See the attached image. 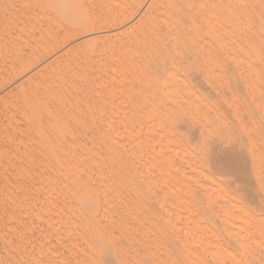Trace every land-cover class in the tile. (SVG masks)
Returning <instances> with one entry per match:
<instances>
[{
  "label": "bare ground",
  "instance_id": "obj_1",
  "mask_svg": "<svg viewBox=\"0 0 264 264\" xmlns=\"http://www.w3.org/2000/svg\"><path fill=\"white\" fill-rule=\"evenodd\" d=\"M14 1L15 0H13V2ZM25 1L26 0H24L23 2H25ZM36 1H35L36 3L31 2V0L29 1V3H27V2L23 3V2L19 1L20 4L22 3L23 6H25L24 4H26V6L25 7H22V6L18 7L20 4L19 3L17 4V2H16V4L18 6L15 3H14L15 5H14L11 3L12 0H8L7 1L8 3L5 0H0V73H4V76H5L4 78H1L2 80H0V81L2 82L4 79V80H8L7 83L8 82L13 83V81L16 82V80L18 78H20V76H22L24 73H26L28 71H32L33 69L36 68L34 70V74L32 75L31 78H35V79L41 81L40 83L42 84V89L44 91V94L46 95L45 98L47 101V105L46 104L45 105L49 107L48 111H49V114L51 116L50 118L52 119V121L51 120L50 121H51V123L55 122V124H58V125H56V126H58V129H59L58 133L64 132V125L61 123L65 122L66 120H69L67 118L73 116L74 108L76 109L79 107V106L74 107L73 111H72L71 107L74 106V104L73 105H70L71 103L68 104V100L70 98H73V100H74V98L77 99V104L79 103V101H78L79 97L81 98L82 101H85V102L87 100L89 101V97L91 95V94L89 95V92H90L89 90H91V88H89V87H92V89H93V85H94L91 83L96 82L98 85L95 83L94 87L97 90L103 89V90L107 91L108 92L107 94H109V92L116 85V82L114 83L115 85L113 83L110 86L105 85V84L103 85V82L95 79L98 76L97 77L95 76L94 69L90 70L91 69L90 66H92L93 64L89 66L90 69L88 67H86V60H87V62H89V58L86 59L85 62H83L84 60L82 58V60H83L82 62L85 63L83 65L81 64L82 62H78L80 60V57H79L80 53L76 56V55H73L74 54L73 52L76 49L78 50V48H82L83 47L82 44H77V45L73 44V46H70V47L68 46L67 48H64V46L67 43H69V41H71V39H72L71 35H74V34H71V32L73 30L66 28V26L64 29H62V27H63L62 25H61L62 26L61 28H58L59 23H60V18L67 19L68 21H70V24L77 25L79 28H83V29L90 28V27H97V28H100L102 30L104 28H109V27H115L116 28V29H113V31H108L106 33L103 32L100 35L98 34L99 36L97 35L98 38L100 37L99 39H101L102 41L107 40V37H110L111 35L114 36V38H116V39L117 38L121 39L119 42H116L114 39L115 42H113L111 44H107V41H105V43L103 42L102 43L103 45H101V46L103 48H105L104 49V50H106L105 52H104L103 48L98 44V46H100L102 48L105 55L109 54L110 55L109 57L112 56L111 61H109V60L106 61L104 58H103L104 60L101 61V58L99 57V59L102 63L95 65V66L99 65V66H97V69H98V67H100L99 70L101 72H103L104 74H105V72H108L111 70H113L111 72L114 73L115 72L114 64L117 63L116 61H121L123 59H126L125 56H127V55L125 53L129 54L128 52L132 51V49H136V53H137V50H139L138 52H140L142 54L145 52L147 53L151 49H154L155 52H157L159 54L168 53V51L170 50L172 53H174L177 56L180 54L186 53L187 51L190 52L189 50H192L193 52H196V53H198V52L204 53L205 51L210 50V51L215 52L214 55L212 54L214 56L212 58H214L216 60L215 56H216V53H218V52H223V51H227V50H231V52H232V50H233L232 53H234L237 50L245 48L244 44L242 45L241 42L239 41V37H240V40H242L241 38H243V37H241V36L238 37L237 26H238L239 22L237 21L238 23H236V25H235L231 21L223 22V20H225V19L220 18L221 20H219V19L215 18V17H217L216 12L218 11V10L216 11V9H220V11H221L223 8L222 7L223 5L222 4L221 5L216 4L214 2V0H152V1H150L149 6H147L148 7L147 10L132 25L129 24V22L133 20L135 15L141 11L143 6H145L144 4L149 0H36ZM33 3H35V5H33ZM259 5H261V4H259ZM263 5H264V3H263ZM227 7L229 8V6H227ZM260 7L257 9H261V11H262L264 9L263 8L264 6L262 7L263 9ZM231 9L229 8V10H231ZM253 9H251V11ZM229 10H227V11H229ZM232 10H234V9H232ZM239 10L242 11L241 9H239ZM254 11H257V10L254 9ZM252 13H254V12H252ZM262 13L263 12H261L260 16L264 15ZM240 16L238 15V17H240ZM242 16H243V14H242ZM229 17L231 18V15ZM242 18H244V17H242ZM256 18L257 17H255V19ZM246 19H247V17H246ZM258 19L259 18H257V20ZM263 20H262V22L259 21L260 25L263 24V22H264ZM232 21H234V20H232ZM251 21H253V20H251ZM248 23L250 24L251 22H248ZM117 26L118 27L120 26V27L117 28ZM243 26H244V23H243ZM259 26H257V28ZM249 27L251 28L252 31L254 30L252 28L253 26L251 27V25H249ZM249 27H247L248 29L247 28H245V29L249 30ZM263 28H264V25H262V29ZM110 30H112V29H110ZM75 32H77V30L76 31L74 30L73 33H75ZM243 32H246V31H243ZM248 32H246V33H248ZM79 33H80V31H79ZM94 34H96V33H94ZM244 39H245V37H244ZM246 39H249V37ZM250 39H252V38H250ZM109 41L111 42V40L108 38V42ZM253 41L255 42L254 39L252 40V42ZM262 41H264V39L261 40V42ZM208 43H210V44H208ZM247 43H249V41H247ZM247 43L245 42V44H247ZM250 46L254 47L253 45H250ZM62 47H63V49H61ZM246 47H248V46L246 45ZM259 48L261 50L262 46L261 47L259 46ZM262 49H264V48H262ZM234 50H236V51H234ZM244 51H247V50H244ZM150 52H153V51H150ZM231 52H229L228 54H230ZM247 52H245V53L250 55V52L249 51H247ZM259 52H261V51H259ZM259 52L255 51L254 54L255 55L257 54L256 58L262 60L263 55L260 54ZM97 53H99V52H97ZM102 53L100 52L98 55H100ZM262 53L264 54V51H262ZM81 54L83 55V51ZM142 54L140 56H142V58H143L144 54L143 55ZM156 54H154V55H156ZM223 54H225V52H223ZM82 55H81V57H83ZM131 55L134 56V54H129V56H131ZM199 55L200 54L198 53L197 56H199ZM208 55L211 57V54H208ZM138 56H139V54H138ZM161 56L162 55H160V57ZM168 56H170V55L168 54ZM190 56H192V55H190ZM201 56L203 57V54L200 55V58H202ZM218 56H220V55H218ZM227 56H229V55H227ZM227 56H226V58H227ZM106 57H108V56H106ZM210 57L207 59L208 61H210L209 60V59H211ZM231 57H233V56L231 55ZM235 57H237V55H235ZM240 57L238 59H240ZM145 58H143V59H145ZM187 58H189V55ZM191 58H190V60H191ZM197 58H199V57H197ZM203 58H205V57H203ZM251 58H253V56ZM96 59H97V56H96ZM99 59H97V60H99ZM129 59H130V57H129ZM133 59H135V57L132 58V61L137 62V60L134 61ZM205 59L204 60L202 59L201 62L202 61L205 63L207 62L209 65V62L205 61ZM218 59H217V61H218ZM227 59L229 60V58H227ZM146 60H148V57ZM233 60H234V58H233ZM233 60H231V61H233ZM237 60L235 59V61H237ZM159 61H160V59H159ZM159 61H158V63H159ZM188 61H189V59H188ZM217 61H215V62H217ZM219 61L221 63L222 60L219 59ZM240 61H241V59H240ZM93 62H95V61H93ZM211 62H210V65L212 64ZM238 62H239V60H238ZM241 62H243V61H241ZM248 62L246 60V64ZM263 62H261V63H263ZM125 63H126V61H125ZM152 63L153 62H151V64ZM164 63L166 64V62H160V66H162L163 68L165 67ZM179 63H180V61L178 60L177 65H179ZM239 63L236 62L235 64L239 65ZM249 63L252 65L254 62L251 61ZM249 63L247 65H249ZM134 64H136V63H134ZM180 64L182 65V63H180ZM189 64H187V65H189ZM214 64H216V63H214V60H213L212 67ZM246 64H244V66ZM87 65H88V63H87ZM127 65L126 66L124 65V67L128 68ZM141 65H143V64H141ZM216 65H214V66L217 67ZM241 65H239V66L242 69H245L243 64H241ZM247 65L245 67H247ZM83 66L85 67V71L83 69ZM130 66H133V64H131ZM139 66H140V64L138 65V67ZM152 66H153V64H152ZM166 66H168V65H166ZM206 66H205V68H206ZM221 66H222V64H221ZM253 66H254V64L251 67L252 69H253ZM93 67H94V65H93ZM119 67H120V64H119ZM133 67H135V66H133ZM142 67L144 68L145 65ZM86 68L89 69L90 71L89 70L86 71ZM150 68H151V66H150ZM230 68H231V66H230ZM121 69H122V67L119 68V70H121ZM200 69H202V68H200ZM212 69H209V70L211 71ZM223 69H224V66H223ZM141 70H143V69H141ZM179 70H177V71H179ZM213 70H212V72H213ZM92 71H93V73H92ZM167 71H169V69ZM183 71H185V70H182V68H181V70L179 72H182L183 74H185ZM173 72H170L171 76H169V77H168L169 74L168 75L166 74L167 75L166 77H168V79L157 80V81L155 80L156 81V83H155L156 88L151 84L153 86L152 88L156 89V91H155V89H154V91L160 92L161 94L158 93V95H157L158 100L155 98L157 100V104H156V102H155V104L159 105V106H156L154 103H151V101H149V104L151 103L152 105L154 104L156 106V107L153 106V107H155V109L158 107L155 110L156 111L155 112L153 110L154 108L151 106V108H153V109L150 112L151 113L155 112L154 114L156 115L155 116L156 117V123H157L159 131L161 132V135H162V139L161 138L160 139H161V141L163 140V142H164V144H163L164 150L160 147L159 148L160 150L157 151L158 155H160L161 162L163 161L162 162L163 164H165L169 168H171L170 170H172V171L175 170V172H179V173L181 172L182 176L179 175L180 179H178V180L179 181L182 180V183L187 182L188 185L185 188H188V190H187L189 192L188 194H191L193 196H197V198H195V201L193 204H192V201L190 202V205H192L191 210L189 208V204H187L189 201H186L184 198H181V199L185 200V202L182 200L184 202L183 204L185 205V203H186V205H188L186 207L189 208V211H187L188 208L182 206L183 204H181V202L178 203V201L181 200V199H178V197L181 196L180 194H182L179 190L184 191V189H181V187L182 188H184V187L183 186H177V184H175V182H173L176 185L175 186L176 188L179 187V188H177V191L180 192L179 194L177 193L179 196H177L176 191H172V189H171L173 187L171 185L172 180L177 178V177H175V175H176L175 174L174 175L175 178L173 179L172 176H170L172 178V180H171V182L168 181V182H170L169 184L172 187L170 189L168 188L166 190H168V191L170 190L169 192L170 193L172 192L173 193V194L171 193L172 195H174V193H175V195H176L175 199L176 198L177 199L176 200L174 199V200H175L176 204L178 203L177 205H181V206H177V205H176V207H175V205L174 206L173 205L168 206L169 209L170 208H172V209H170L169 211L167 210L168 212H167L165 217L163 215V218H165V220L161 218L162 215H159V211H160L159 208L160 207L159 208L156 207L157 209H155L156 212H158V214L152 213L153 210H151L152 212L149 211L151 213H145V209L142 207V205L146 203V202L143 203L144 202L143 200L146 201L147 199H143V198H145L147 195H145L144 191H146L147 189L148 190L151 189L149 191H152L153 193H155V192L158 193L156 189H154V191L156 190L154 192L152 190V188L153 187L155 188V186H157L158 184H160L158 186H162V187H163V185H161V183H158L157 180H159V179H156L157 183H154L153 185H155V184L156 185L152 186V188L149 186L150 184L149 185L146 184L147 182H145L144 179L143 180L141 179V180L143 181V184L145 183L147 186H149L148 188L146 186H144L145 184L143 185V184H140L141 182L140 183L138 182V185H137V183L134 181L136 184H134L133 187H136L135 185H137V188H138L139 185H143L141 187L147 188V189L145 188L146 190L142 189L143 193H141V189H140L141 187L139 186V189H140V191H139L140 193H139L137 188L132 187L131 181L129 180V176H128L129 173L128 172H130V174H131V170H129V168L124 170V168H123V170L126 172L122 171L119 173V171H120L119 168L121 169L124 166L123 165V163L125 162L124 160H127V158H128V157L126 158V156H124L126 158V159H124V157H123V155H125L124 151H126V149L124 150V147H125V144L128 142L125 141L124 145L122 144L124 142V137H122V135H124V133L126 132L125 131L126 129L127 130L129 129L128 127L127 128L122 127L125 124V123L123 124V122L125 120L123 122H121V120H119V121L113 120V122L116 121L117 124H119L118 122H120L121 123V124H119L120 126L123 124L120 127V128H123L121 133L120 132H114L113 130H111L112 128H110L111 127L110 126L109 127L110 131L106 129L108 132L105 131L106 134H104L105 132H103L104 135H101V136L96 135L97 137L92 138L91 141L85 140V138H84L86 145L83 146L80 144H76V146H74L75 145L74 144L73 145L74 148H72V147L70 148L69 146L72 144L71 143L69 146L67 145L68 146L67 148L65 146V149L63 147L60 148L62 150L64 149V151L62 153H58L56 151L57 154L55 156L53 153H54V148L56 147L55 143L57 145V141H58V140H56V138H58V137L55 138L56 135L53 134L54 136H52V138L49 139L50 144H52V146H51L52 152H49V151H48V153L46 152V154H47V156H45L46 157V164H44V167H43L45 170V172L43 171L44 176H46L47 181L45 180L44 177L43 178L47 182V186L46 185L44 186V184H46V183H44V184L42 183L41 185H43L44 187H47V189H45V190L42 189V193H44L43 195H45V192H43V190L47 191L46 195L48 196V198L46 197L44 199L49 200V203H47L45 200V202L50 206L47 209L50 212V213L48 212V214H51L52 216L54 215L55 218L57 216L56 220L52 217V219H54V222L55 221L56 222L54 225H51V227L49 225L46 228L42 226L43 228L42 227H36V228L35 227H29V228L24 227V229L23 228L21 229V227H20L19 229L17 228V230L12 229L13 230V233L11 231L12 236H10V238L7 242H6V240L2 241V239H1L2 242L0 243V264H84L83 263L84 261H87L90 264L93 261V259H91L92 256H90V255H93V254H97L99 257L104 259L105 263L109 262L110 264H112V263L116 264L113 262L112 258L117 257V256H118V258L121 259V260L119 259L120 262L117 264H136V262H139V264H164L165 260H166L165 264H180V261L184 260V259H186V260H184L183 264H190L189 262H192L194 264H208L206 262L205 258L201 255L200 251H202L204 253H209L210 255H212L213 259L216 260L217 262H219L220 264H221V262L222 263L224 262L226 264L227 263L228 264H248V262H249V264H261L263 262L262 260H264V219L256 218L252 213H250L249 211L244 209V207H242L238 203H236V201L233 200L232 195L229 192H227L218 181L215 180V178L213 177V175L211 173H209L208 169H211V168H208L207 164L206 165L201 164L202 163V161H201L202 157L201 156H203V155L205 156V152H206L205 149L202 148L203 151H200L198 153L195 151L196 148L198 149V147H199V146L197 147V144H195L196 148H195V150H193L189 146H184L181 144L179 146L177 143V141H178L177 139L179 138L178 136L180 135L178 130H180L181 128L182 129L184 128L182 126L184 125L185 122H189L190 124H192V121H191L193 119L192 114H194V113H192V110L194 112L193 107L196 106V101H197L196 97H200V96H197V95L194 96V93H196V92H193V90L191 89L192 87L189 86L190 84L185 83V81H183V78H181L180 81L177 80L176 79L177 76L174 75L177 73L176 72L173 73ZM204 72H206V71H204ZM214 72H215V70H214ZM217 72L218 71L216 70V73ZM225 72H227V71H225ZM162 73H163V76H165L164 74L167 72L162 71ZM182 73H181V75L183 76ZM194 73H195V71H194ZM98 74H96V75H98ZM158 74H160V73H158ZM195 74H191V75H194L193 77L195 78L196 77ZM2 75L3 74H1V76ZM106 75L110 78V75L108 73ZM114 75H116V74L114 73ZM210 75H211V73H210ZM219 75H221V74L219 73ZM92 76H94V77H92ZM105 76H103L104 79L106 78V80L108 81V78ZM154 76H156V75H154ZM184 76L189 77V75H184ZM211 76H213V74ZM114 77L115 76H113V78ZM161 77H156V79L161 78ZM114 79H113V81H114ZM116 79H115V81L118 80V79L117 80ZM148 79H150V78H148ZM148 79L146 77L145 80H148ZM153 79H154V77H153ZM162 79H164V78H162ZM113 81H110V82L108 81V82L111 83ZM152 81H154V80H152V78H151V83H152ZM144 82L146 83V81H144ZM201 82L202 81L199 82L200 86L199 85L197 86L198 89H200L201 86H203ZM5 83H6V81H5ZM109 83H107V84H109ZM147 83L150 84V82H147ZM21 85H22V83L18 84V81H17V83H13L12 87L10 86L11 88H9V93L10 94L13 93L15 88H17L19 86L22 87ZM218 85L221 86L220 82ZM218 85H217V87H219ZM229 85H230V83H229ZM4 86H6V85H4ZM204 86H206V85H204ZM222 86H221V88L223 89ZM88 88H89V90H88ZM95 88L93 90L97 91ZM143 89H144V87H143ZM148 90L147 91L149 93H147V94H149V95H150V93L152 94V92H150L151 88ZM213 90L215 91V89H213ZM102 91H101V93H103ZM191 91L193 93H191ZM194 91H196V90H194ZM197 91H199V90H197ZM203 91H208V89L207 90L203 89ZM255 91L256 90H254L253 92H255ZM5 93H8V92H5ZM167 93H169L168 96H166ZM170 93H173L174 96H172V94H170ZM190 93L193 95L191 96ZM197 93H199V92H197ZM200 93L204 94V95H208V93L205 94L206 92L205 93L200 92ZM255 93H257V92H255ZM224 94H225V92H224ZM224 94H223L222 98L224 97ZM257 94L258 95L254 94V97H253L255 99V97L257 96V100L255 99L256 103H258V102L261 103V101H264L263 99L261 101L259 100L261 98V96H260V98H258L259 97V91ZM6 95H8V94H5V96ZM193 96L195 99L193 98ZM213 96L214 95H212V97ZM215 96H216V94H215ZM41 97H43V95ZM68 97H69V99H68ZM91 97L93 98L95 96H91ZM227 97H228V95H227ZM213 98H215V97H213ZM229 98H230V96H229ZM155 99L152 98V101H154ZM208 99H209V97H208ZM216 99H219V98L217 97V98H215V100ZM106 100L108 101V99H106ZM137 100L138 99H136V101ZM213 100L214 99L211 98L210 102L211 101L213 102ZM238 100L240 101V99H238ZM238 100H236V101L238 102ZM74 101L76 102V100H74ZM141 101H140V103H141ZM199 101H200V99H199ZM85 102H82V103H85ZM93 102H95V98H94ZM218 102H219V100H218ZM43 103H45V102H43ZM89 104H91V103H89ZM110 104H113V106H114V102L112 103V101H110ZM146 104H147V102H146ZM146 104L143 103V105H146ZM249 104H251V102H249L248 105ZM78 105H80V104H78ZM101 105L103 106V104H101ZM106 105H105V107H106ZM197 105L199 106V104H197ZM212 105L213 106L215 105L217 107L218 104L212 103ZM228 105H229V103H228ZM257 105H259V104H257ZM261 105H262V103H261ZM20 106H21V104H20ZM75 106H76V104H75ZM88 106L89 105L87 104V106H85V107L87 108ZM98 106H99V104H98ZM113 106L112 107L109 106V107L113 108ZM207 106H209V105H207ZM225 106H227V105H225ZM252 106H253V104H252ZM80 107H81V105H80ZM103 107H102V110L104 109L103 111L100 108L99 109L103 113L106 114V112H107L106 109H108V108L105 109ZM115 107L116 106H114V109H116ZM138 107H140V106L137 105V107L135 106L134 108H137V111H140V112L134 114L133 116L130 115V116L134 117L135 120H137V121H135L136 125H137L136 122L140 121V120L138 121V119H140V117L144 118V116H145V118H146L147 116H149L151 114L150 113L149 115H147L146 112H144L145 110L142 108L145 106H143L142 108H138ZM147 107L148 106H146L145 108H147ZM201 107H203V106H199V108H201ZM209 107H208L209 109L205 108V110H208V112L209 111L215 112V111H211L212 110L211 106H209ZM223 107H222V110L224 109ZM263 107H264V105H263ZM90 108H93V107L90 106ZM151 108L149 110H151ZM256 108H257V106H256ZM93 109H95V107ZM117 109H116V111H117ZM203 109H204V107H203ZM233 109H234V107H232V111H233ZM238 109H239V111H238ZM82 110H84V109H82ZM120 110L121 109H119L118 112L120 113L121 111H123V113L121 112L122 113L121 115H123L124 109H122L121 111ZM257 110H260V109L257 108ZM76 111L78 113V110H76ZM94 111L95 110H93L92 112H94ZM108 111L114 112L115 110L112 109V110H108ZM236 111H237V113L238 112L240 114L242 113L241 108H239V107L236 110H234L233 113L236 114ZM86 112H87V110H86ZM86 112H84V115H86L85 114ZM113 112H111L110 115L115 116L116 114H118V113L115 114ZM200 112H201V110H200ZM97 113L98 112H96V115H98ZM100 113H99V115H100ZM148 113H149V111H148ZM204 113H206V112L204 111ZM82 114H81V117H84V115H82ZM90 114H92L91 111H90ZM105 114H104V117H105ZM75 115H77V114H75ZM102 115H100V117ZM215 115L216 114H213V116H215ZM231 115H233V114H231ZM125 116H126V114H125ZM125 116L122 117L119 115L118 118L116 116L115 117L117 119H119V118L124 119ZM234 116H231V117H234ZM238 116H239V114H238ZM45 117H46V115H45ZM93 117H95V116H93ZM115 117H113V119ZM217 117H219V116H217ZM243 117L244 116H242V118ZM46 118L49 120L48 117H46ZM106 118H107V116H106ZM202 118H207V115L204 114V116ZM211 118H213V117H211ZM74 119L76 120V117ZM86 119H85V121L89 120V119H87V120ZM99 119H101V118H99ZM150 119H152L151 116H150ZM48 120H47V122H50ZM108 120H109V117H108ZM131 120L132 119H130V121ZM201 120H203L202 122H205L204 121L205 119H201ZM216 120H217V118L215 117V121ZM221 120L223 121L222 123L224 124L225 120H223V119H221ZM237 120H239V119H237ZM248 120H250V119H248ZM5 121H6V119H5ZM7 121H8V119H7ZM70 121L72 123H74L73 122L74 120H70ZM76 121H79V120L77 119ZM142 121L146 123V122H148V119L146 121H144V120H142ZM152 121H153V119H152ZM154 121H155V119H154ZM212 121L215 122L214 119H212ZM231 121H234V120L231 119ZM242 121H244V119ZM252 121L254 122V119ZM106 122H104V123H106ZM113 122H112V127H114L113 125L115 124V123L113 124ZM149 122H150V120H149ZM213 122H211V123H213ZM7 123L10 124V121H8ZM77 123H78V126H77ZM77 123H76V127H79V125L80 126L82 125L81 123L79 124V122H77ZM139 123H138V125L142 128L144 123H142V122L140 124ZM11 124H12V122H11ZM96 124H97V122H96ZM131 124H132V122H131ZM154 124H155V122H154ZM202 124H204V123H202ZM221 124H219V125H221ZM226 124H227V122H226ZM242 124H244V123H242ZM3 125H6V124H3ZM73 125H71V127ZM93 125H94V123H93ZM138 125L136 128H138ZM217 125H218V123H217ZM255 125L257 127V124H255ZM97 126L98 125H96V128H97ZM124 126H126V125H124ZM148 126L146 127L147 129H148ZM52 127H53V125H52ZM73 127H75V125ZM179 127H180V129H178ZM213 127H214V125H213ZM220 127H222V126H220ZM225 127H223L222 129L225 130L226 129ZM104 128H105V126H104ZM115 128L119 129L118 125H116ZM146 128H145V130H146ZM215 128L216 127H214V129H212V128L209 129L208 126H206L204 124L202 129L205 131L202 130V133L204 132L203 135L204 136L206 135L208 137V140H210L209 139L210 137H213L214 139L215 138L218 139V137H215L216 135H214V133L216 131ZM229 128H231V125ZM232 128H231V132H232ZM245 128L246 127H244V129ZM249 128H251V127L249 126ZM2 129H4V128H2ZM83 129L85 130V128H83ZM88 129L90 130L89 126H88ZM88 129L86 127V130H88ZM98 129H100V130H97V131H100V132L102 130H104L101 128H98ZM200 129H201L200 127H198V128H195L193 126H192V128L189 127V130H190L192 136H194V137L200 136V132H201ZM251 129H254V128H251ZM47 130L52 132L48 128H47ZM76 130L77 131H74L75 133L78 132L80 129L76 128ZM89 130H88V132H89ZM131 130H133V128ZM143 130H144V128H143ZM246 130H247V128H246ZM255 130H256V128L254 129V131ZM5 131H7V130H5ZM80 131H82V130H80ZM116 131H118V130H116ZM149 131H150V127H149L148 131L145 132L146 133L145 136H147L148 139L153 137V135L151 136L152 131L151 132H149ZM181 131H185V130L183 129ZM186 131H187V128H186ZM45 132H46V130H45ZM85 132L87 133V131H85ZM91 132L94 134L92 129H91ZM133 132H135V131L133 130ZM158 132H157V134H159ZM219 132H220V134H222L221 132H223V131L219 130ZM231 132L229 134L232 135ZM246 132H245V134H246ZM75 133H74V135H75ZM90 133H87L88 137H89ZM96 133L98 134L99 132H96ZM181 133H183V132H181ZM256 133L258 134L257 130H256ZM256 133L255 134L253 133V134L255 136H257ZM50 134L52 135V133H50ZM76 134H78V133H76ZM149 134L151 137H149ZM226 134L228 135V132ZM79 135H78V138L80 139ZM83 135H86V134L83 133ZM83 135L81 136L82 138H83ZM130 135H131V139H130L129 145L131 147H129V146L128 147L131 148L132 153L129 150L130 155H133V157L131 156V158L136 159L134 161H137L139 163L140 162L139 160L143 159V157H146L149 160V157H151V156H149V154H150L149 150L150 149L152 150V148L154 146H155L153 149L154 151H152L153 153L151 152V154H154V153H155L154 155L157 154L155 151L158 147H156V146L159 143L161 144L162 142H159L158 144H156L155 142H150V143L156 144V145L155 144L150 145L146 142V139L144 138L145 136H143L142 133L135 132V133H132ZM227 135H226V137H227ZM70 136H72V135H70ZM87 136H85V137H87ZM180 136H182V135H180ZM3 137H6V136H3ZM229 137H232L231 139L234 140L233 136H229ZM248 137H249V134H248ZM219 138L220 139H218V140H219V142H221L220 140L224 137L219 136ZM257 138L258 137H256V139ZM75 139H74V142L76 143L77 141H75ZM184 139H186V138L184 137ZM198 139L202 140V138H198ZM68 140L70 141V138ZM71 140H72V138H71ZM76 140H78V139H76ZM125 140H128V139L125 137ZM155 140H159V139H155ZM80 141H82V140H80ZM258 141H259V139L257 140V142ZM78 142H79V140H78ZM198 142H200V141H198ZM81 143H83V142H81ZM187 143H189V142L187 141ZM210 143H211V145L213 144L212 142H210ZM214 143L216 144V142H214ZM252 143L253 142H251V144ZM160 144L158 146H162V144L161 145ZM189 144H192V143L190 142ZM201 144L202 143L200 142V145ZM253 144H256V143H253ZM63 145H65V144H63ZM77 145H78V147H77ZM148 145L153 146V147L150 149L148 147V149H149L148 150V149H146ZM193 145H190V146L193 147ZM195 145H194V147H195ZM258 145L260 147L261 143ZM217 146H219V145H217ZM60 147H61V145H60ZM200 148L201 147H199V149ZM205 148L207 149V147H205ZM216 148L218 149V147H216ZM260 148L256 147L257 150H259ZM214 150H211L212 154L214 155L212 164L214 162V164L217 165V167H220L222 169H224L222 166V163H221L222 161L227 160L231 156H236L235 153L232 152L231 149H229V148L228 149L222 148L221 150L217 151V153H215ZM260 150H262L261 152H263L262 148ZM260 150H259V154L261 153ZM211 151H208V152L210 153ZM146 152L149 153L148 156H143V154H145ZM263 153H261V154H263ZM254 154L258 155V152L257 153L255 152ZM156 158L158 159L159 157H156ZM176 159L177 160H179V159L185 160V161H183V160H181V161L187 163L188 168H189L188 170H190V171L187 172L184 169H182L181 168L183 166L182 162L180 163V164H182V166L180 167V165L176 163ZM256 159H257V161H256V165L254 168L256 171L255 174H257L259 172L260 165L262 163H264V155H263V157H262V155L261 156L259 155L258 157H256ZM12 160H13V158H12ZM21 161H23V160H21ZM127 161L129 162V160H127ZM208 161H210V159ZM128 162H127V165H129ZM157 162H158V160H157ZM131 163H133V162H131ZM150 163L153 165L152 161H150L149 164ZM199 163H200V165H199ZM139 164H141V163H139ZM151 164L149 166H147V164H146L147 169L144 166H143V168H145L147 171H148V169H155L154 165L151 168ZM12 165H13V163H12ZM135 165L136 164L133 163L132 171H134ZM165 165L164 166L163 165L162 166L157 165L158 167L160 166V168H156V169L161 170L162 167L163 168L166 167V169H167V166H165ZM187 165H186V167H187ZM120 166H122V167H120ZM249 166L246 163L247 172L249 171V169H251V168H249ZM127 167L128 166H126V168ZM186 167H184V168H186ZM43 168H42V170H43ZM22 169H24V168H22ZM166 169H164V171H166ZM170 170H167V171H168L169 175H172V174H170V172H171ZM137 171H139V173H140L143 170L140 171L137 169ZM161 171L163 172V169ZM160 172H158V173H160ZM143 173H144V171H143ZM147 173H151V172H147ZM165 173L163 172V175ZM168 173L165 175L166 177H167ZM131 175L134 177V174H131ZM146 175L148 176V174H146ZM138 176H140L139 178H141L142 176L144 177V174L136 175V178H133V180L138 179L137 178ZM147 176H146V178L144 177L146 181L151 179V178L148 179ZM154 177L156 178L155 175H154ZM160 177L163 178V176H160ZM155 178H153V179H155ZM165 179L167 180V178H164L163 180H165ZM163 180L161 179L159 181L163 182ZM178 180H175V181L179 182ZM136 181H138V180H136ZM163 183H164V185H165V183L168 184L167 181L163 182ZM132 184H133V182H132ZM185 184L186 183H184V185ZM178 185H180V184H178ZM234 185H235V183H234ZM43 186H42V188H44ZM165 186L168 187L167 185H165ZM253 186L254 185H253L251 178L247 177L245 192H247V193L249 192V195H250V192L253 190ZM157 189L159 190L158 187H157ZM129 190L132 191V193L128 192ZM161 191H162V195L161 194L160 195L163 196L165 191H164V189ZM169 192H166V194ZM129 193L132 194V196L134 195V197L136 199H138V201H135L136 199L130 198L131 195ZM143 194L145 197L143 196ZM149 194H148L149 197L152 196V194L151 195H149ZM184 194H185V196H182V197H185V198L187 197L186 199H188V197L190 195L186 196L187 193H184ZM160 195L158 193V197H159V198L157 197L158 199H161ZM252 195H254V194H252ZM122 196H124V199H125V197L132 199V201L128 199L129 200L128 202H131V206H129V208H131V207H134V208L131 210H128V208H126V205L124 202L125 200H124L123 203H124L125 207L123 206V210H125V211H124V213L121 212L122 213L121 214L120 209L122 208V206L118 205L117 203H119L118 202L119 199H120V201L122 200L120 198ZM154 196H153V198H154ZM149 197H147V198L149 199ZM164 197H165V194H164ZM167 197L170 198L169 200H171V198L173 196L171 197V195L169 196V194H168V196H166L165 199ZM200 198L201 199L203 198V200L206 201V204L211 203L209 205V207L211 206L210 208L220 211L221 215L219 213L214 212V210H213V211H211L210 219H206L205 216L207 213H205L203 211V204L199 202ZM140 199H141V202H140ZM219 199L224 200V202H223L224 204L217 207L216 203L219 201H215V200H219ZM68 200H70V201L72 200L74 203L73 202H66ZM78 200L82 201V203H76V201H78ZM205 201H203V202H205ZM134 202H137V203L140 202L141 204L138 203V204H140V206L139 205L136 206L134 204ZM159 202H161V201H159ZM159 202L157 201V203H159ZM163 202L164 201H162V203ZM150 203H152V201H150ZM214 203H215L217 208L214 206ZM128 204H130V203H128ZM170 204H172V202H170ZM173 204H175V203H173ZM217 204H219V203H217ZM132 205H134V206H132ZM158 205H160V204H158ZM144 206H148V205L146 204ZM154 206H156V205H154ZM127 207H128V205H127ZM161 207H164V206H161ZM94 208L101 211L100 213H101L103 219H105V221L99 220L98 217L93 219L88 215V212ZM148 208H150V207L148 206ZM173 208H176V210H177V208H179L180 210H182L181 208H184L183 210H185V212H189V213H187V214L184 212L181 213V211H179L178 213L176 211V213H175L174 212L175 210H173ZM45 209H46V207H45ZM47 210H46V212H47ZM76 212L80 213L84 219H86L88 217V220L86 219L87 221H85L84 226L87 229H89L93 235L94 239L92 241H90L91 245L89 244L88 241H84V238L86 235L84 234L85 231H84V233L81 232V231H83V229H82L83 227L82 228L79 227V228L81 229L80 232L83 233L84 235L79 232V228H76V227H78V226H76L77 221H76V224H74L75 221L72 222L73 220H70V218H71L70 215H72V216L74 215V217H75ZM160 212H162V211H160ZM48 214L46 213V216ZM61 214H62V216H60ZM46 216H45V220H47ZM211 216H212V218H211ZM49 218H51V216H49ZM75 218H73V219H75ZM52 219H51V221H52ZM80 222H82V221H80ZM50 223L53 224L52 222H50ZM9 232L10 231H8V233ZM86 233L88 235L90 234V232H87V231H86ZM175 235H177V236H175ZM222 236L230 244L234 245V247L235 246L240 247V249L238 250L241 253L240 257L237 256V254L228 250L227 247L224 246V244H222ZM183 238H185V239H183ZM3 239H4V237H3ZM87 239H89V238H87ZM87 239H85V240H87ZM82 243H84L85 245L87 244V247H89V250L88 249H87L88 251L86 250L88 253L85 252L84 247H82V245H83ZM114 251H118L120 253V256L119 255H117V256L113 255ZM239 252H237V253H239ZM164 254H165V257L167 259L162 258V256H164ZM89 257H90V259L86 260ZM138 259H139V261H138ZM131 261H132V263H131ZM92 263H96V262H92ZM96 264H104V263L100 259L99 262ZM181 264H182V262H181ZM216 264H218V263H216Z\"/></svg>",
  "mask_w": 264,
  "mask_h": 264
},
{
  "label": "rangeland",
  "instance_id": "obj_2",
  "mask_svg": "<svg viewBox=\"0 0 264 264\" xmlns=\"http://www.w3.org/2000/svg\"><path fill=\"white\" fill-rule=\"evenodd\" d=\"M6 2L8 1V0H5ZM16 1V0H15ZM13 2V0H12V4H16V2H17V4L19 3V1L20 2H23L24 0H17L16 2ZM30 1V0H29ZM29 1L28 0H26L25 2H23V3H29ZM36 1V0H35ZM34 0H31V2H35ZM150 1H152V0H149V1H147L144 5L145 6H143V8L141 9V11L140 12H138V14H136L135 15V17L133 18V22L132 21H130L129 22V24H134L141 16H142V14L147 10V6H149V3H150ZM222 1V2H221ZM232 1V2H231ZM37 2V1H36ZM35 2V3H36ZM214 2L216 3V4H222L223 6V8H222V10L220 11V9H216V13H217V17H215V18H217V19H219V20H221V19H225V20H223V22H227V21H231V22H233V24H235L236 25V23H238L239 22V24H238V26H237V30H238V37L239 36H241V37H243V38H241L242 40H240V37H239V41L241 42V44L243 45L244 44V47L245 48H243L244 50H247V51H249L250 52V55L249 54H246L245 52H247V51H244L243 49H240V50H234V51H236V52H234V53H232L233 52V50H232V52H231V50H227V51H223V52H225V54H223V52H218V53H216V56H215V58H216V60L214 59V58H212V57H214L213 55L215 54V52L214 51H210V50H207V51H205L204 53H201V52H198L200 55H202L203 54V57H205V58H203L202 56V58H200V55L199 56H197L198 55V53H196V52H193L192 50H189L190 52H186V53H183V54H180V55H175L174 53H172L170 50L168 51V53H164V54H159V53H157V52H155V50L154 49H151L150 51H153V52H150V51H148L147 53L145 52V53H140V52H138L139 50H137V53H136V49H132V51H130V52H128L129 54H134V56H129V54H127V53H125L127 56H125V58L126 59H123V60H121V61H116L117 63V65L116 64H114V70H115V74L116 75H114V73H112L111 71H113V70H111V71H108V72H105V74L103 73V72H101L99 69H100V67H98V69H97V66H99V65H97V66H95L96 64H101L102 62L101 61H103L104 59L107 61V60H109V61H111V58H112V56L111 57H109L110 55L109 54H107V55H105V51L106 50H104L105 48H103L101 45H103L102 43L104 42L105 43V41H107V44H111V43H113V42H119L121 39L120 38H114V36H110V37H107V40H105V41H102L101 39H99L98 38V36L101 34V33H106V32H108V31H113V29H116L115 27H109L110 29H112V30H110L109 28H104L103 30L102 29H100V28H97V27H90V28H86V29H83V28H79L77 25H72V24H70V21H68L67 19H64V18H60V23H59V26H58V28H61L62 26V29H64L65 28V26H66V28H69L70 30H73L72 32H71V34H74V35H71L72 37V39H71V41H69V43H67L65 46H64V48H67L68 46L70 47V46H73V44L75 45H77V44H82V48H78V52L75 50L73 53V55H78L79 53V57H80V60L78 61V62H82L83 60V62H85V60L86 59H88L89 58V62H87V60H86V67H88L89 68V66L90 65H94V67H93V65L92 66H90L91 67V69L90 70H93L94 69V74H95V76L97 77V78H95V79H97V80H99V81H101V82H103V85L105 84V85H112V83L114 84L115 82H116V85L113 87V89L109 92V94H107L108 92L107 91H105V90H103V89H101V90H97L95 87H94V85H95V83H91V84H94L93 85V89L95 88L97 91H95V90H93L92 89V87H89V88H91V90H89V88H88V90L90 91H88L89 92V95H90V97L91 96H95V97H89V101L87 100L86 102L85 101H82L81 100V98L79 97V99H78V101H79V103L78 104H80L81 105V107H80V105H78L77 104V99H75L74 98V100H76V102L73 100V98H70L69 99V97H68V104H70V105H73L74 104V106H72L71 108H72V111H73V108L74 107H77V106H79L78 108H74V113H73V116H71V117H68L67 119H69V120H66L65 122H62L61 124H63L64 125V132L63 133H58L59 131V129H58V126H56V125H58V124H55V122H52L51 123V121H52V119L50 118L51 116H50V114H49V111H48V106H46L47 105V101H46V98H45V94H44V91H43V89H42V84L40 83L41 81H39V80H37V79H35V78H31L32 77V75L34 74V70L36 69H33L32 71H28V72H26V73H24L22 76H20V78L22 79H20V78H18L17 80H16V82H14L13 81V83H17V81H18V84L19 83H22V87H17V88H15V90L13 91V93H9V88H11L12 87V84L11 83H7V81L8 80H4L3 79V81L0 83L1 85H0V243L2 242V241H4V240H6V242L9 240V238H10V236H12V233H13V230L14 229H16L17 230V228L19 229L20 227H21V229L23 228L24 229V227L26 228V227H48L49 225H50V227H51V225H54L55 224V222H54V219L56 220V218H57V216H56V218H55V216L53 215H51V214H48V208L50 207L47 203H49V200H47V199H44V198H48V196L46 195V192L47 191H44L45 189H47V187H44L45 185L47 186V179H46V176H44V172H45V170H44V164H46V157L45 156H47V154H46V152L48 153V151L49 152H52V148H51V146H52V144H50V142H49V139L50 138H52V136H54V135H56L55 136V138L56 137H58V138H56V140H58L57 141V145H56V143H55V148H54V156L57 154V152L58 153H62L63 151H64V149H65V146H66V148L69 146L70 148L72 147V148H74V146H76V144H80V145H86V143H85V141H84V138H85V140H89V141H91L92 140V138H96L97 136H101V135H104V134H106V132H108L107 130H109L110 131V129H109V127L110 128H112L111 130H113L114 132H120L121 133V131L123 130V128H120L124 123V125H126V126H122V127H128L129 129L127 130L126 128V132L124 133V135H122V137H124V142L122 143L123 145H124V143H125V141L126 142H128V143H126L125 144V147H124V150L126 149V151H124V154L125 155H123V157L124 156H126V158H127V160H129V162L127 161V160H124L125 162V164L123 163V167L122 166H120V167H122L121 169L119 168V173L120 172H126V171H124V170H126V169H128L129 168V170H131V174H134V177L130 174V172H128L129 174H128V176H129V180L131 181V185H132V187H133V185L134 184H136L137 183V185H138V182L140 183V184H143V179H144V181L145 182H147L146 184H150L149 186L152 188V186H155V185H153L154 183H157V181H158V183H161V185H163V187L162 186H158V185H160V184H158L157 186H155V188L153 187L152 188V190L154 191V189H156L157 190V192L159 193V195L161 194L162 195V191L161 190H163L164 189V191H165V197L166 196H168V194H169V196L171 195V197L173 198H171V200H169L170 198H166L165 199V197H164V194H163V196H161L160 195V197H161V199H158L159 197H158V193H156L155 191V193H153L152 191H149V190H151V189H147L149 186H147L145 183V185L144 186H146L145 188L147 189H145L144 187H141V186H143V185H139L141 188V193H143V190H146V191H144V193H145V195H147L146 197L144 196V194H143V196L145 197V198H143V199H147L146 201L145 200H143L142 198V200L144 201H142L143 203H145V204H143L142 205V207L145 209V213H151L152 211L151 210H153V212L152 213H157L158 214V212H156V210L155 209H157V208H159V210L160 211H162V212H160L159 210V215H162V219H164L165 220V218H163V215H164V217L166 216V214H167V212L170 210V209H172V208H170L169 209V207L168 206H174L175 205V207H176V205L179 203V202H181V204H183L184 202H185V200L186 201H189L187 204H189V208H190V210H191V206L192 205H190V202L192 201V204L194 203V201H195V198H197V196H193V195H191V194H188L189 192L187 191L188 190V188H185L188 184H187V182H184V183H186L185 185H184V183H182V180H178V179H180V176H182L181 175V172L179 173V172H175V170H170L171 168H169L167 165H165V164H163L162 162H161V158H160V155H158V152L157 151H159L160 149V147L164 150V142H163V140L161 141V139H162V135H161V132L159 131V128H158V126H157V123H156V115L154 114L156 111V109L158 108H156L155 109V107L156 106H159V105H156L157 104V100H158V97H157V95H158V93H160V92H155L156 91V87H155V83H156V81L157 80H165V79H168V77L169 76H171V74H170V72H176L177 74H174V75H176L177 76V80H181V78H183V81H185V83H187V84H190L189 86H191L192 88V90H193V92H199V93H194V96H200V97H196L197 99V101H196V106L195 107H193V109H194V112H193V110H192V113H194V114H192L193 115V119L191 120L192 121V124H190L189 122H185L184 123V125L182 126V127H184L183 129L185 130V131H181V130H183L182 128L180 129V127L178 128V129H180V130H178V132L180 133V135H182V136H178L179 138L177 139L178 141H177V143H178V145L180 146V144L181 145H184V146H189V147H191V149H193V150H195V148H196V145L195 144H197V147L199 146V147H201L200 149H199V147H198V149L196 148V152H200V151H203V149H205L206 150V152H205V156L203 157V156H201L202 157V163L201 164H203V165H208L207 167L208 168H211V169H208L209 170V173H211L212 175H213V177L215 178V180L216 181H218L222 186H223V188L227 191V192H229L231 195H232V197H233V200H235L236 201V203H238L240 206H242V207H244V209H246L247 211H249L250 213H252L256 218H258V219H264V202H262L261 201V198H260V194L258 193V191H256V189L258 188V180H257V174H255V165H256V161H257V159H256V157H258L259 155L261 156L262 155V157H263V155H264V107H263V105H264V101H261L262 99L264 100V54L262 53V51H264V49H262V48H264V41H262L261 42V40H263L264 39V28L262 29V25H264V22H263V24L262 25H260V22H262V20L264 19V15H261L260 16V14H261V12H263L262 14H264V5H263V3H264V0H214ZM8 3V2H7ZM35 3H33V5H35ZM235 3V4H234ZM239 3V4H238ZM14 4V5H15ZM16 4V5H17ZM20 4V3H19ZM22 4V3H21ZM17 5L18 7H25L26 6V4H24L25 6H23V4L22 5ZM238 4V5H237ZM259 4H261V5H259ZM7 5V4H6ZM241 5V6H240ZM245 5V6H244ZM227 6H229V8L231 9H234V10H229V8L227 7ZM243 6V7H242ZM257 6V7H256ZM262 8L263 10L261 11V9H257V8ZM16 7V6H15ZM17 7V8H18ZM240 7V8H239ZM227 8V9H226ZM256 9L257 11H254V9ZM239 9H241L242 11H240ZM251 9H253L252 11H251ZM227 10H229V11H227ZM249 10V11H248ZM259 10V11H258ZM261 11V12H260ZM232 12V13H231ZM252 12H254V13H252ZM227 13V14H226ZM235 13V14H234ZM243 14V16H242V14ZM252 13V14H251ZM226 14V15H225ZM258 14V15H257ZM231 15V18L229 17ZM238 15L240 16H242V17H244L245 19H246V17H247V19L245 20L244 18H242L241 16L240 17H238ZM245 15V16H244ZM252 15V16H251ZM228 16V17H227ZM239 19H238V18ZM255 17H257V18H259L258 20H257V18L255 19ZM262 17V18H261ZM221 18V19H220ZM237 20H236V19ZM242 18V19H241ZM251 18V19H250ZM253 18V19H252ZM241 19V20H240ZM244 19V20H243ZM261 19V20H260ZM232 20H234V21H232ZM244 22H243V21ZM251 20H253V21H251ZM217 21V20H216ZM238 21V22H237ZM260 21V22H259ZM264 21V20H263ZM248 22H251L249 25H251V27L255 30H251V28L249 27V25L247 24ZM254 22V23H253ZM243 23H244V26H243ZM253 23V24H252ZM257 23V24H256ZM242 24V25H241ZM246 24V25H245ZM62 25V26H61ZM248 25V26H247ZM260 25V26H259ZM240 26V27H239ZM249 27V30H247L248 28L247 27ZM257 26H259L258 28H257ZM120 27V26H119ZM118 26H117V28H119ZM236 28V27H235ZM245 28H247V29H245ZM100 29V30H99ZM241 29V30H240ZM245 29V30H244ZM257 29V30H256ZM261 29V30H260ZM74 30L76 31L77 30V32H75V33H73L74 32ZM80 31V33H79V31ZM105 30V31H104ZM241 31V32H240ZM243 31H246V32H248V33H246V32H243ZM257 31V32H256ZM257 34H256V33ZM262 32V33H261ZM94 33H96V34H94ZM250 33V34H249ZM78 34V35H77ZM99 34V35H98ZM243 34V35H242ZM253 34V35H252ZM98 35V36H97ZM251 35V36H250ZM74 36V37H73ZM77 38H76V37ZM107 36V35H106ZM256 36V37H255ZM260 36V37H259ZM97 37V38H96ZM244 37H245V39H244ZM249 37V39H246V38H248ZM108 38L111 40V42L109 41L108 42ZM250 38H252V39H250ZM114 39H115V41H114ZM255 40V42L253 41L252 42V40ZM261 39V40H260ZM102 42H101V41ZM251 40V41H250ZM74 41V42H73ZM243 41V42H242ZM247 41H249V43H247ZM77 42V43H76ZM245 42L247 43V44H245ZM254 43V44H253ZM261 43V44H260ZM263 43V44H262ZM98 44L103 48V50H104V52H103V50H102V48L100 47V46H98ZM208 44H210V43H208ZM241 45V46H242ZM246 45L248 46V47H246ZM250 45H253L254 47H251ZM250 46V47H249ZM259 46L261 47L262 46V48H261V50H260V48H259ZM100 49H99V48ZM243 47V46H242ZM258 48V49H257ZM61 49H63V47L61 48ZM209 49V48H208ZM257 49V50H256ZM83 51V55L81 54L82 53V51ZM97 50V51H96ZM135 51V52H134ZM216 51V50H215ZM255 51H261V52H259L260 54H262L263 55V59L261 60V59H258V58H256L257 56V54L255 55L254 53H255ZM97 52H103L102 54L104 55H102V54H100V55H98L99 53H97ZM229 52H231L230 54H228ZM240 52V53H239ZM97 53V54H96ZM157 53V54H156ZM173 55H172V54ZM211 54V57L208 55V54ZM248 53V52H247ZM124 54V55H125ZM138 54H139V56H138ZM143 55V58H145V59H143L142 58V56H140V55ZM154 54H156V55H154ZM168 54L170 55V56H168ZM186 54V55H185ZM197 54V55H196ZM213 54V55H212ZM234 54V55H233ZM72 55V56H73ZM81 55L83 56V57H81ZM97 56V59H99V57L101 58V61H100V59L99 60H97L96 59V56ZM152 55V56H151ZM154 55V56H153ZM160 55H162L161 57H160ZM175 55V56H174ZM184 55V56H183ZM188 55H189V58H187L188 57ZM190 55H192V56H190ZM218 55H220V56H218ZM224 55V56H223ZM227 55H229V56H227ZM231 55L233 56V57H231ZM235 55H237V57H235ZM239 55V56H238ZM242 55V56H241ZM253 56V58H251L252 56ZM86 56V57H85ZM106 56H108V57H106ZM157 56V57H156ZM165 56V57H164ZM172 56V57H171ZM177 56V57H176ZM208 56V57H207ZM218 56V57H217ZM226 56H227V58H229V60L226 58ZM241 56V57H240ZM250 58H249V57ZM85 57V58H84ZM129 57H130V59H129ZM135 57V59H133L134 61L135 60H137V62H133L132 61V58H134ZM147 57H148V60H146L147 59ZM171 57V58H170ZM174 57V58H173ZM180 57V58H179ZM185 57V58H184ZM192 57V58H191ZM197 57H199V58H197ZM211 58V59H209L210 61H208L207 59L208 58ZM240 57V59H241V61H243V62H241L240 61V59H238ZM259 57V56H258ZM82 58H83V60H82ZM92 58V59H91ZM104 58V59H103ZM110 58V59H109ZM128 58V59H127ZM158 58V59H157ZM173 58V59H172ZM190 58H191V60H190ZM220 60H222L221 61V63H220V61H219V59ZM231 58V59H230ZM233 58H234V60H233ZM260 58V57H259ZM262 58V57H261ZM95 59V60H94ZM116 59V58H115ZM156 59V60H155ZM159 59H160V61H159ZM164 59V60H163ZM177 59V60H176ZM188 59H189V61H188ZM193 59V60H192ZM204 60L205 59V61H208L209 62V65H208V63L206 62H201V60ZM217 59H218V61H217ZM235 59L237 60H239V62L241 63V64H243V66H244V64H246V60H247V62L249 61V62H251V61H253L254 63V66H253V69L251 68L252 67V65L249 63V65H247V67H245L244 66V68L245 69H242L239 65H241L239 62H238V60L237 61H235ZM95 61V62H93V61ZM162 60V61H161ZM173 60V61H172ZM178 60L180 61V63H182V65L179 63V65H177L178 64ZM188 62H187V61ZM213 60H214V63H216V64H214V65H216L217 67H215L214 65H213V67H212V64H213ZM228 62H227V61ZM231 60H233V61H231ZM108 61V62H109ZM125 61H126V63H125ZM133 63H132V62ZM158 61H159V63H158ZM195 61V62H194ZM212 61V62H211ZM215 61H217V62H215ZM235 61V62H234ZM81 63L82 65L83 64H85V63ZM122 62V63H121ZM140 62V63H139ZM151 62H153L152 64H153V66H152V64H151ZM160 62H166V64L164 63V66L166 67H162V66H160ZM193 62V63H192ZM210 62L212 63L211 65H210ZM234 62V63H233ZM239 63V65L238 64H235V63ZM261 62H263V63H261ZM87 63H88V65H87ZM91 63V64H90ZM120 64V67H122V69L121 70H119V64ZM124 63V64H123ZM129 63V64H128ZM133 64V66H135V67H133V66H130L131 64ZM134 63H136V64H134ZM157 63V64H156ZM189 64V65H187V64ZM192 63V64H191ZM198 63V64H197ZM225 63V64H224ZM130 66H128V65ZM140 64V66L142 67V66H144L145 65V69L142 67H138V65ZM141 64H143V65H141ZM150 64V65H149ZM176 64V65H175ZM200 64V65H199ZM221 64H222V66H221ZM235 64V65H234ZM122 65V66H121ZM124 65L126 66L127 65V67L128 68H126V67H124ZM148 65V66H147ZM166 65H168V66H166ZM208 67H207V66ZM85 66V65H84ZM83 66V69H84V71H85V67ZM116 66V67H115ZM150 66H151V68H150ZM160 66V67H159ZM177 66V67H176ZM179 66V67H178ZM205 66H206V68H205ZM223 66H224V69H223ZM230 66H231V68H230ZM235 66V67H234ZM240 68H239V67ZM242 66V65H241ZM249 66V67H248ZM93 67V68H92ZM119 67V68H118ZM132 67V68H131ZM188 67V68H187ZM196 69H195V68ZM198 67V68H197ZM219 67V68H218ZM143 69V70H141V69ZM154 68V69H153ZM175 68V69H174ZM181 70V68H182V70H185V71H183L185 74H183L182 72H179L180 70ZM194 68V69H193ZM200 68H202V69H200ZM215 70V72H214V70ZM234 68V69H233ZM259 68V69H258ZM89 69H87L86 68V71H88ZM159 69V70H158ZM169 69V71H167V70ZM187 69V70H186ZM209 69H212L213 70V72H212V70L210 71ZM219 69V70H218ZM229 69V70H228ZM256 71H255V70ZM89 70V71H90ZM97 70V71H96ZM145 70V71H144ZM155 70V71H154ZM173 70V71H172ZM177 70H179V71H177ZM202 70V71H201ZM216 70L218 71L217 73H216ZM243 70V71H242ZM117 71V72H116ZM161 71V72H160ZM162 71L163 72H167V73H165L164 75L165 76H163V73H162ZM194 71H195V73H194ZM204 71H206V72H204ZM225 71H227V72H225ZM229 71V72H228ZM36 72V71H35ZM173 72V73H174ZM209 72V73H208ZM92 73H93V71H92ZM99 73V74H98ZM103 73V74H102ZM109 74L110 75V78L106 75V74ZM158 73H160V74H158ZM181 73L183 74V76L184 75H189V79L186 77V76H182L181 75ZM198 73V74H197ZM201 73V74H200ZM210 73H211V75L213 74V76H211L210 75ZM219 73L221 74V75H219ZM225 73V74H224ZM1 74H3L2 76H1ZM96 74H98V75H96ZM146 74V75H145ZM168 75V77H166L167 75ZM191 74H195L196 75V77L194 78L193 76L194 75H191ZM106 75V76H105ZM149 75V76H148ZM154 75H156V76H154ZM162 77H161V76ZM181 75V76H180ZM203 75V76H202ZM103 76H105V77H107L108 78V81L110 82V81H113V79L115 78H117L116 80L117 81H115V79H114V81L113 82H111V83H109L107 80H106V78L104 79V77ZM113 76H115L114 78H113ZM180 76V77H179ZM225 76V77H224ZM228 76V77H227ZM5 76H4V73H0V80H2L1 78H4ZM92 77H94V76H92ZM146 77H147V79L148 78H150V79H148V80H145L146 79ZM153 77H154V79H153ZM156 77H161V78H158V79H156ZM179 77V78H178ZM200 77V78H199ZM203 77V78H202ZM210 77V78H209ZM244 77V78H243ZM246 77V78H245ZM145 78V79H144ZM151 78H152V80H156L155 82L154 81H152V83H151ZM162 78H164V79H162ZM213 78V79H212ZM30 79V80H29ZM104 79V80H103ZM202 79V80H201ZM205 79V80H204ZM230 79V80H229ZM20 80V81H19ZM220 80V81H219ZM222 80V81H221ZM224 80V81H223ZM226 80V81H225ZM5 81H6V83H5ZM36 81V82H35ZM95 81V80H94ZM105 81V82H104ZM144 81H146V83L147 82H150V84L149 83H145ZM200 81H202L201 83H202V85L203 86H201V88L200 89H198V85L200 86ZM214 83H213V82ZM206 82V83H205ZM219 82H220V85L223 87V89L221 88V86H219L218 84H219ZM226 84H225V83ZM25 83V84H24ZM107 83H109V84H107ZM194 83V84H193ZM229 83H230V85H229ZM10 84V85H9ZM97 84V83H96ZM119 84V85H118ZM149 84V85H148ZM155 87V88H152L153 86ZM4 85H6V86H4ZM98 85V84H97ZM148 85V86H147ZM170 85V84H169ZM204 85H206V86H204ZM214 85V86H213ZM217 85L219 86V87H217ZM227 85V86H226ZM4 86V87H3ZM11 86V87H10ZM151 86V87H150ZM171 86V85H170ZM226 86V87H225ZM143 87H144V89H143ZM208 87V88H207ZM229 87V88H228ZM3 88V89H2ZM98 88V87H97ZM151 88V90H150V92H152V94L150 93V95L149 94H147V93H149L148 91V89H150ZM154 89H155V91H154ZM190 89V90H191ZM202 89V90H201ZM203 89L204 90H207L208 89V91H203ZM213 89H215V91L213 90ZM11 90V89H10ZM94 92H93V91ZM103 90V91H102ZM145 90V91H144ZM148 90V91H147ZM153 90V91H152ZM194 90H196V91H194ZM197 90H199V91H197ZM220 90V91H219ZM227 90V91H226ZM254 90H256L255 92H257L258 93V91H259V97L258 98H260V96H261V98L259 99L260 101H261V103H262V105H261V103H256V101H255V99L257 100V96L255 97V99L253 98L254 97V94H256V95H258L257 93H255V92H253ZM8 92V93H5V92ZM101 91L103 92V93H101ZM109 91V90H108ZM223 91V92H222ZM229 91V92H228ZM146 92V93H145ZM192 91H191V93H193ZM200 92H202V93H205V94H207L208 93V95H204V94H201ZM224 92H225V94H224ZM249 92V93H248ZM43 93V94H42ZM102 95H101V94ZM112 95H111V94ZM190 93V94H191ZM4 94V95H3ZM5 94H8V95H6L5 96ZM97 94V95H96ZM161 94V93H160ZM159 94V95H160ZM170 94H172V96H174V94L173 93H170ZM215 94H216V96H215ZM223 94H224V97L222 98V96H223ZM43 95V97H41ZM155 97H154V96ZM169 95V93H167L166 94V96H168ZM193 94H191V96H192ZM212 95H214L213 97H215V98H219V99H216L215 100V98H213L212 97ZM219 95V96H218ZM227 95H228V97H227ZM263 95V96H262ZM141 96V97H140ZM153 96V97H152ZM194 96H193V98H194ZM226 96V97H225ZM229 96H230V98H229ZM252 96V97H251ZM208 97H209V99L211 100V98L212 99H214L213 100V102L211 101L210 102V100L208 99ZM236 99H235V98ZM94 98H95V102H93L94 101ZM147 98V99H146ZM152 98H156L154 101H152ZM200 99V101H199V99ZM226 98V99H225ZM8 99V100H7ZM106 99H108V101L106 100ZM112 99V100H111ZM136 99H138L137 101H136ZM149 99V100H148ZM151 99V100H150ZM195 99V98H194ZM224 99V100H223ZM231 99V100H230ZM238 99H240V101L238 100ZM81 100V101H80ZM93 100V101H92ZM142 100V101H141ZM218 100H219V102H218ZM236 100H238V102L236 101ZM5 101V102H4ZM93 103H92V102ZM101 101V102H100ZM110 101H112V103L114 102V106H116L115 108L117 109V111H116V109H114V106H113V104H110ZM140 101H141V103H140ZM149 101H151V103H154L155 104V102H156V106L153 104H149ZM221 101V102H220ZM227 101V102H226ZM253 101V102H252ZM19 102V103H18ZM43 102H45V103H43ZM82 102H85V103H82ZM88 102V103H87ZM105 102V103H104ZM146 102H147V104H146ZM198 102V103H197ZM217 102V103H216ZM241 102V103H240ZM249 102H251V104H249L248 105V103ZM18 103V104H17ZM89 103H91V104H89ZM143 103L144 104H146V105H143ZM212 103H214V104H218L217 105V107L214 105H212ZM220 103V104H219ZM228 103H229V105H228ZM238 103V104H237ZM255 103V104H254ZM20 104H21V106H20ZM46 104V105H45ZM75 104H76V106H75ZM84 104V105H83ZM87 104L89 105L87 108L91 111V113L92 114H90V111L85 107V106H87ZM98 104H99V106H98ZM101 104H103V106L101 105ZM106 105V107H105V105ZM143 106H150L149 108L147 107V108H145V107H143ZM160 104V103H159ZM197 104H199V106H203L204 107V109H203V107H201V108H199V106L197 105ZM252 104H253V106H252ZM257 104H259V105H257ZM137 105L138 106H140V107H138V108H142V109H144L145 111L144 112H146V114L147 115H149L151 112L150 111H152V109L155 111H153L154 113H151L149 116H147L146 114V118L148 119V122H143L142 120H144V121H146L147 119L145 118V116H144V118H141L140 117V119H138V121L141 123H144V125H143V127L141 128L139 125H138V123L139 122H136L137 123V125H138V128H136L137 127V125L135 124V121H137V120H135L134 119V117H132L134 114H136V113H139L140 111H137V108H134L135 106L137 107ZM207 105H209V106H211L212 108V110L211 111H215V112H208V110H205V108H208L209 106H207ZM224 108L223 110H222V107ZM225 105H227V106H225ZM232 105V106H231ZM241 105V106H240ZM255 105V106H254ZM90 106L91 107H95V109H93V108H90ZM103 108H108V109H106V114L105 113H103L102 111L104 110H102V107ZM112 107L113 106V108H110V107ZM151 106L153 107V106H155V107H153V108H151ZM231 106V107H230ZM243 106V107H242ZM256 106H257V108L258 109H260V110H257V108H256ZM101 107V108H100ZM216 107V108H215ZM230 107V108H229ZM232 107H234V109H233V111H232ZM239 107V108H241V111H242V113L240 114L239 112L237 113V111H236V114L235 113H233L234 112V110H236L237 108ZM253 107V108H252ZM261 107V108H260ZM97 108V109H96ZM102 110H100V109ZM110 108V109H109ZM151 108V110H149ZM210 108V107H209ZM208 108V109H209ZM256 108V109H255ZM82 109H84V110H82ZM115 110L114 112L113 111H108V110ZM119 109H124V114L123 115H121L122 113H123V111H121L120 113L118 112L119 111ZM136 109V110H135ZM168 109V108H167ZM253 109V110H252ZM76 110H78V113H77V111ZM86 110H87V112H86ZM93 110H95L94 112H92ZM147 110V111H146ZM169 110V109H168ZM200 110H201V112H200ZM230 110V111H229ZM263 112H262V111ZM76 111V112H75ZM148 111H149V113H148ZM204 111L206 112V113H204ZM229 111V112H228ZM238 111H239V109H238ZM81 112V113H80ZM84 112H86L85 114L86 115H84ZM96 112H98L97 114L99 115V113H100V115H102L101 117H100V115L98 116V115H96ZM111 112H113V113H118L120 116H125V114H126V116L124 117V119L122 120V119H117L118 118V114H114L115 116H112V115H110V113ZM260 112V113H259ZM83 113V114H82ZM128 113V114H127ZM255 113V114H254ZM46 115V117H48L49 118V120L45 117V115ZM75 114H77V115H75ZM81 114L82 115H84V117H81ZM104 114H105V117H104ZM203 114V115H202ZM204 114L205 115H207V118H202L203 116H204ZM213 114H216L215 116H213ZM231 114H233V115H231ZM238 114H239V116H238ZM8 115V116H7ZM95 116V117H93V116ZM118 115V116H117ZM130 115H132V116H130ZM201 115V116H200ZM235 115V116H234ZM244 116L243 118H242V116ZM256 115V116H255ZM106 116H107V118H106ZM150 116L152 117V119H153V121H152V119H150ZM217 116H219V117H217ZM231 116H234V117H231ZM237 116V117H236ZM246 116V117H245ZM76 117V120L78 119L79 121H76L74 118ZM89 117V118H88ZM108 117H109V120H108ZM113 117H115L114 119H113ZM155 117V118H154ZM211 117H213V118H211ZM215 117L217 118V122L215 121ZM226 117V118H225ZM16 118V119H15ZM81 118V119H80ZM89 119L88 121H85V119ZM99 118H101V119H99ZM211 120H210V119ZM232 120H234V121H231V119ZM250 119V120H248V119ZM4 119V120H3ZM5 119H6V121H7V119H8V121H10V124L9 123H7L6 121H5ZM18 119V120H17ZM86 119V120H87ZM92 119V120H91ZM130 119H132L131 121H130ZM154 119H155V121H154ZM199 119V120H198ZM201 119H205L204 121L205 122H202L203 120H201ZM212 119H214V121L215 122H213L212 121ZM221 119H223V120H225L226 122H227V124H226V122L224 121V124L222 123L223 121L221 120ZM237 119H239V120H237ZM244 119V121H242ZM254 119V122L252 121ZM47 120L48 121H50V122H47ZM70 120H74L73 122L74 123H72ZM84 122H83V121ZM101 122H100V121ZM107 122H106V121ZM113 120H116V121H119V120H121V122H123L124 120V122H123V124L120 126L119 124H121L120 122H118L119 124H117V122L115 121V122H113ZM149 120H150V122H149ZM6 123H5V122ZM69 121V122H68ZM95 121V122H94ZM152 121V122H151ZM201 121V122H200ZM249 121V122H248ZM252 121V122H251ZM4 122V123H3ZM11 122H12V124H11ZM67 122V123H66ZM77 122H79V124L81 123L82 125L80 126L79 125V127H76V123ZM86 122V123H85ZM94 123V125H93V123ZM96 122H97V124H96ZM104 122H106V123H104ZM112 122H113V126L114 127H112ZM131 122H132V124H131ZM154 122H155V124H154ZM211 122H213V123H211ZM235 124H234V123ZM6 124V125H3V124ZM14 123V124H13ZM50 123V124H49ZM101 123V124H100ZM108 123V124H107ZM139 123V124H140ZM149 123V124H148ZM202 123H204L206 126H208V128L209 129H214V127H216L215 128V133H214V135H216L215 137H218V139H220L219 138V136H221V137H224V138H222L220 141L221 142H219V140L217 139V138H213V137H210L209 139L210 140H208V137L205 135H203V133H202V127H203V125L204 124H202ZM217 123H218V125H217ZM223 125H222V124ZM241 125H240V124ZM242 123H244V124H242ZM75 125V127H73L74 125ZM89 124V125H88ZM131 124V125H130ZM147 124V125H146ZM219 124H221V125H219ZM229 124V125H228ZM237 124V125H236ZM252 124V125H251ZM255 124H257V127H256V125ZM2 125V126H1ZM9 125V126H8ZM52 125H53V127H52ZM71 125H73L72 127H71ZM91 125V126H90ZM96 125H98L97 126V128H96ZM105 126V128H104V126ZM116 125H118V128L119 129H116L115 127H116ZM135 127H134V126ZM149 125V126H148ZM191 125V126H190ZM213 125H214V127H213ZM217 125V126H216ZM228 125V126H227ZM230 125H231V128H232V132H231V128H229L230 127ZM251 127V128H256V130L258 131V134L256 133V130L254 131V129H251V128H249V126ZM262 125V126H261ZM77 126H78V123H77ZM88 126H89V128H90V130L88 129ZM133 126V127H132ZM148 126V129H149V127H150V131L149 132H151L150 134H151V136L153 135V137L152 138H149L148 139V137L147 136H145V132H147L148 131V129L146 128ZM192 126L193 127H195V128H198V127H200L201 129H200V136H198V137H194V136H192V134H191V132H190V130H189V127L190 128H192ZM220 126H222V127H220ZM226 126V127H225ZM55 127V128H54ZM66 127V128H65ZM86 127H87V129L89 130V132H88V130H86ZM223 127H225L226 129V131L224 130V129H222ZM228 127V128H227ZM244 127H246L247 128V130H246V128L244 129ZM2 128H4L5 130H7V131H5L4 129H2ZM47 128L48 129H50L52 132H50L49 130H47ZM57 128V129H56ZM76 128H78V129H80V130H82V131H78V132H76V133H78V134H76L74 131H77L76 130ZM83 128H85V130L83 129ZM98 128H101V129H104V130H102L101 132L100 131H97V130H100V129H98ZM116 130H118V131H116ZM133 128V130L135 131V132H140V133H142L143 134V136H145L144 138L146 139V142L148 143V144H150V145H154L155 143L156 144H158L159 142H162L161 144H162V146H156V147H158L157 149H156V155H154V154H151V152L152 151H154L153 149H154V147L153 146H150V145H148L147 146V148L146 149H148V147H149V149L150 148H152V150L150 149H148L147 151L150 153H148V152H146L145 154H143V156H148V154H149V156H151V157H149V160L150 161H152V163H153V165L155 166V169H148V171L146 170L147 168H146V164H147V166H149L150 164H149V160L146 158V157H143V159H141V160H139L140 162L139 163H141V164H139L137 161H134V160H136V159H133V158H131V156L133 157V155H130V153H129V150H130V152H131V148H129V147H131L129 144V142H130V139H131V135L130 134H132V133H135V132H133V130H131ZM135 128V129H134ZM143 128H144V130H143ZM145 128H146V130H145ZM156 128V129H155ZM186 128H187V131H186ZM239 128V129H238ZM259 130H258V129ZM46 130V132H45V130ZM68 129V130H67ZM91 129L93 130V132H94V134L91 132ZM107 129V130H106ZM222 129V130H221ZM229 129V130H228ZM249 129V130H248ZM120 130V131H119ZM157 130V131H156ZM219 130L220 131H223V132H221L222 134H220V132H219ZM238 130V131H237ZM241 130V131H240ZM3 131V132H2ZM85 131H87V133H90L89 134V137L87 136L88 134L85 132ZM106 131V132H105ZM159 131V132H158ZM203 131H205V130H203ZM227 133L228 132V135L225 133V132ZM247 131V132H246ZM263 131V132H262ZM80 132V133H79ZM84 134H86V135H83V133ZM96 132H99L98 134L96 133ZM103 132H105L104 134H103ZM124 132V131H123ZM122 132V133H123ZM128 132V133H127ZM131 132V133H130ZM148 132V133H149ZM157 132L159 133V134H157ZM181 132H183V133H181ZM185 132V133H184ZM232 133V135L231 134H229V133ZM245 132H246V134H245ZM251 132V133H250ZM50 133H52V135L50 134ZM69 133V134H68ZM72 133V134H71ZM74 133H75V135H74ZM130 133V134H129ZM178 133V134H179ZM202 133V134H201ZM234 133V134H233ZM243 133V134H242ZM256 133V135L257 136H255L254 134ZM262 133V134H261ZM5 134V135H4ZM54 134V135H53ZM80 134V135H79ZM130 136H129V135ZM150 134H149V137H151L150 136ZM248 134H249V137H248ZM253 134V135H252ZM15 135V136H14ZM70 135H72V136H70ZM78 135L80 136V139L78 138ZM83 135V138L81 137ZM97 135V136H96ZM148 135V134H147ZM226 135H227V137H226ZM3 136H6V137H3ZM85 136H87V137H85ZM229 136H233L234 138V140H232L231 138L232 137H229ZM255 136V137H254ZM91 137V138H90ZM125 137L128 139V140H125ZM184 137L186 138V139H184ZM206 137V138H205ZM256 137H258L257 139H256ZM70 138V141L68 140ZM71 138H72V140H71ZM78 139L79 140V142H78V140H76V139ZM82 138V139H81ZM161 138V139H160ZM191 140H190V139ZM198 138H202V140H200V139H198ZM205 138V139H204ZM254 138V139H253ZM3 139V140H2ZM74 139H75V141H77L76 143L74 142ZM143 139V138H142ZM152 141H151V140ZM155 139H159V140H155ZM213 139V140H212ZM259 139V141L257 142V140ZM61 140V141H60ZM80 140H82V141H80ZM149 140V141H148ZM226 140V141H225ZM232 140V141H231ZM253 140V141H252ZM157 141V142H156ZM184 141V142H183ZM187 141L190 143H192V144H189V143H187ZM195 141V142H194ZM198 141H200L202 144L200 145V142H198ZM216 142V144L217 145H219V146H217L214 142ZM218 141V142H217ZM245 141V142H244ZM62 142V143H61ZM81 142H83V143H81ZM150 142H155V143H150ZM210 142H212L213 144L211 145V143ZM234 142V143H233ZM251 142H253V143H256V144H251ZM61 143V144H60ZM183 143V144H182ZM211 145H209V144ZM260 144L261 143V145H260V147L263 149V152H261L262 150H260L261 148L259 147V145L258 144ZM63 144H65V145H63ZM75 144V145H74ZM155 144V145H156ZM160 144V145H161ZM188 144V145H187ZM195 145V147H194V145ZM14 145V146H13ZM60 145H61V147H60ZM68 145V146H67ZM74 145V146H73ZM127 145V146H126ZM190 145H193V147L192 146H190ZM209 147H208V146ZM16 146V147H15ZM18 146V147H17ZM58 146V147H57ZM129 146V147H128ZM241 148H240V147ZM245 146V147H244ZM263 146V147H262ZM64 148L63 150L62 149H60V148ZM77 147H78V145H77ZM127 147V148H126ZM205 147H207V149L205 148ZM212 149H211V148ZM214 147V148H213ZM216 147H218V149L216 148ZM256 147H258V148H260L259 150H260V152L261 153H263V154H259V150H257L256 149ZM203 148V149H202ZM222 148H226V149H231V151L232 152H234L235 153V155H239V156H241L242 158H245V160L247 161L246 163L248 164V166H249V168H251V169H249V171L247 172L248 173V175H247V177H250L251 178V180H252V182H253V190L250 192V195H249V192L247 193V192H245V194L243 195V196H241L239 193H238V189H237V186L236 185H234V182H231L230 183V181H229V179L228 178H226L224 175H222L221 173L224 171V169H222V168H220V167H217V165H215L214 164V162H213V164H212V161H213V158H214V155L212 154V151L211 150H214L215 151V153H217V151H219V150H221ZM60 149V150H59ZM217 149V150H216ZM26 150V151H25ZM254 150V151H253ZM57 151V152H56ZM208 151H211L210 153L208 152ZM213 151V152H214ZM237 151V152H236ZM12 152V153H11ZM14 152V153H13ZM246 152V153H245ZM252 152V153H251ZM256 152H258V155L257 154H254V153ZM11 153V154H10ZM28 153V154H27ZM132 153V152H131ZM153 153V152H152ZM214 153V154H215ZM5 154V155H4ZM7 154V155H6ZM154 155V156H153ZM158 155V156H157ZM255 155V156H254ZM130 156V157H129ZM156 157H159L158 159L156 158ZM252 157V158H251ZM11 158V159H10ZM12 158H13V160H12ZM41 158V159H40ZM125 157H124V159H126ZM145 158V159H144ZM249 158V159H248ZM251 158V159H250ZM9 159V160H8ZM20 159V160H19ZM154 159V160H153ZM178 159V158H177ZM176 159V163L177 164H179L180 165V167L182 166V164H183V166L184 167H186V165H187V163H185V162H183V161H185V160H183V159H181V160H183V161H181L180 159L179 160H177ZM204 159V160H203ZM210 159V161H208ZM21 160H23V161H21ZM26 160V161H25ZM44 160V161H43ZM145 162H144V161ZM157 160H158V162H157ZM206 160V161H205ZM149 161V162H148ZM155 161V162H154ZM7 162V163H6ZM11 162V163H10ZM28 162V163H27ZM127 162H128V164L129 165H127ZM131 162H133L134 164H136L135 165V167H134V171H132V168H133V163H131ZM136 162V163H135ZM161 162V163H160ZM182 162V164H180ZM12 163H13V165H12ZM22 165H21V164ZM131 163V164H130ZM156 163V164H155ZM160 163V164H159ZM143 164V165H142ZM128 166L127 168H126V166ZM140 165V166H139ZM152 164H151V168H152V166H153ZM157 165H160V166H167V169H166V167H162V169H163V172L165 173L164 175H163V172L160 170V169H156V168H160V166L158 167ZM199 165H200V163H199ZM212 165V166H211ZM19 166V167H18ZM132 166V167H131ZM142 166V167H141ZM143 166L146 168H143ZM157 166V167H156ZM181 167L182 169H184L185 171H190V170H188L189 168H188V165H187V167L186 168H184V167ZM8 168V169H7ZM22 168H24V169H22ZM33 168V169H32ZM42 168H43V170H42ZM123 168H124V170H123ZM150 168V167H149ZM214 168V169H213ZM137 169L138 170H140V171H144V173H143V171L142 172H140L139 173V171H137ZM164 169H166V171H164ZM216 169V170H215ZM18 170V171H17ZM31 170V171H30ZM34 170V171H33ZM157 170V171H156ZM167 170H170L169 172H170V174H172V175H169V173H168V171ZM211 170V171H210ZM44 171V172H43ZM128 171V170H127ZM151 172V173H147V172ZM161 171V172H160ZM157 172V173H156ZM158 172H160V173H158ZM174 172V173H173ZM251 172V173H250ZM12 173V174H11ZM138 173V174H137ZM168 173V175H167V177L165 176L166 174ZM14 174V175H13ZM43 174V175H42ZM122 174V173H121ZM142 175V174H144V177L146 178V174H148V179H150V180H145V178L143 177H141V178H139L140 176H138L137 178L138 179H134L133 180V178H136V175ZM151 176H150V175ZM176 174V175H175ZM251 174V175H250ZM123 175V174H122ZM154 175L156 176V178L154 177ZM174 175H175V177H177V178H175L174 177ZM180 175V176H179ZM250 175V176H249ZM4 176V177H3ZM121 176V175H120ZM160 176H163V178L162 177H160ZM165 176V177H164ZM170 176H172V178L174 179V180H172V178L170 177ZM222 176V177H221ZM6 177V178H5ZM45 178V180H44V178ZM159 177V178H158ZM153 178H155V179H153ZM164 178H167V180L165 179V180H163ZM142 179V180H141ZM156 179H159V180H163V182H166L167 181V183L168 184H166L165 183V185H167L168 187H166L165 185H164V183L162 182V181H159V180H157L156 181ZM8 180V181H7ZM133 180V181H132ZM136 180H138V181H136ZM153 180V181H152ZM171 180H172V182H171ZM175 180H178L179 182H177V181H175ZM136 183H135V182ZM149 181V182H148ZM168 181H170L172 184V186L169 184L170 182H168ZM132 182H133V184H132ZM173 182H175V184H177V186H183L184 188H182L181 187V189H184V191L182 190H179L182 194H180L181 196H179L178 194L180 193V192H178L177 191V188H179V187H175L176 185L173 183ZM177 182V183H176ZM181 182V183H180ZM44 184V183H46V184H44V186L43 185H41V184ZM178 184H180V185H178ZM233 184V185H232ZM137 185H135L136 187H133V188H137ZM42 186L44 187V188H42ZM139 186H138V192L140 191V189H139ZM166 188H165V187ZM157 187L159 188V190L157 189ZM172 187V188H171ZM162 188V189H161ZM172 189V191H176V194H177V196H179L178 197V199H181V198H184V199H181V200H179L178 201V203L176 204V202H175V200L177 199H175V197H176V195H175V193H174V195H172L168 190H166V189ZM42 189H44L43 190V192H45V195H43L44 193H42ZM143 189V190H142ZM175 189V190H174ZM237 189V190H236ZM187 192H186V191ZM161 191V192H160ZM163 191V192H164ZM128 192H130V193H132V191H128ZM149 194L150 192V194L149 195H151L152 194V196H148V194ZM166 192H169V193H167L166 194ZM129 193V194H130ZM140 193V192H139ZM184 193H187L186 194V196H189L188 197V199H186L185 197H182V196H185V194ZM254 194V195H252V194ZM134 194V193H133ZM131 196H132V194H130ZM155 195V196H154ZM246 195V196H245ZM248 195V196H247ZM45 196V197H44ZM130 196V198H132V199H136L135 197H134V195L131 197ZM142 196V197H143ZM153 196H154V198H153ZM193 196V197H192ZM252 196V197H251ZM255 196V197H254ZM147 197H149V199L147 198ZM158 197V198H157ZM164 197V198H163ZM122 200L120 201V199L118 200V202L119 203H117L118 205H121L122 206V208L120 209V213L121 212H123L124 213V211L125 210H123V206L125 207V205H126V208H128V210H131V209H133L134 207H131V208H129V206H131V202H128L129 200H131L132 201V199H129L128 197H125V199H124V196H122V197H120ZM127 198V199H126ZM249 198V199H248ZM129 199V200H128ZM141 199H140V202H141ZM155 201H154V200ZM158 199V200H157ZM175 199V200H174ZM193 199V200H192ZM238 199V200H237ZM45 200H46V202H45ZM125 200V201H124ZM152 201V203H150V201ZM159 202V201H161V202H159V203H157V201ZM167 200V201H166ZM172 202V204H170V202ZM184 202H183V201ZM201 200V201H200ZM123 201L125 202V205H124V203H123ZM135 201H138V199H136ZM162 201H164L163 203H162ZM166 201V202H165ZM203 201H205V200H203V198L201 199H199V202L200 203H202L203 204V211L205 212V213H207L206 214V216H205V218L206 219H210V215H211V211H213L214 210V212H216V213H219L220 215H221V212L220 211H218V210H215V209H212V208H210L209 207V205L211 204H206V201L205 202H203ZM213 201V200H212ZM215 201H219V202H217V203H219V204H217L216 203V205H217V207H219V206H221V205H223L224 203V200H221V199H219V200H215ZM252 201V202H251ZM66 202H73L72 200L70 201V200H68V201H66ZM123 204H122V203ZM140 202H138V203H140ZM155 202V203H154ZM168 202V203H167ZM46 203V204H45ZM74 203V202H73ZM76 203H82V201H80V200H78V201H76ZM128 203H130V204H128ZM137 202H134V204L137 206V205H139L140 206V204H138ZM173 203H175V204H173ZM256 203V204H255ZM133 204V203H132ZM148 205L150 208H148V206H144V205ZM150 204V205H149ZM156 205V206H154V205ZM158 204H160V205H158ZM252 204V205H251ZM127 205H128V207H127ZM153 205V206H152ZM216 205H215V203H214V206L216 207ZM120 206V207H121ZM132 206H134V205H132ZM161 206H164V207H161ZM177 206H181V205H177ZM182 206H184V207H186V206H188V205H186V203H185V205L183 204ZM45 207H46V209H45ZM147 209H146V208ZM157 207V208H156ZM216 207V208H217ZM164 208V209H163ZM180 208V207H179ZM179 208H177V210H176V208H173V210H175L174 212L176 213V211H177V213L179 212V211H181V213L182 212H184V213H189V212H185V210H183L184 208H181L182 210H180ZM186 208H188V207H186ZM189 208H188V210L187 211H189ZM210 208V209H209ZM219 209V208H218ZM45 212H44V211ZM46 210H47V212H46ZM168 210V211H167ZM220 210V209H219ZM133 211V210H132ZM149 211H151V212H149ZM101 211H99V210H97L96 208H94V209H91L89 212H88V215L91 217V218H93V219H95V218H97L98 217V219L99 220H104L105 221V219H103V217H102V215H101V213H100ZM144 212V211H143ZM164 212V213H163ZM46 213L48 214L47 216H46ZM50 213V212H49ZM162 213V214H161ZM210 213V214H209ZM53 214V213H52ZM79 214V215H78ZM122 214V213H121ZM70 215V214H69ZM68 215V216H69ZM99 215V216H98ZM45 216H46V218H47V220H45ZM49 216H51V218H49ZM60 216H62V214L60 215ZM77 216V217H76ZM76 218L74 217V215L72 216V215H70V220H73L72 222H74V224H76V221H77V225L76 226H78V227H76V228H82L83 229V231H81V229L79 228V232L81 231V232H83L84 233V231H85V238H84V241H88L89 242V244L91 243L90 241H92L94 238H93V235H92V233H91V231L89 230V229H87L85 226H84V223H85V221H87L88 220V217L86 218V219H84L83 218V216L80 214V213H77L76 212ZM80 216V217H79ZM208 216V217H207ZM52 217L54 218V219H52ZM75 218V219H73V218ZM79 217V218H78ZM263 217V218H262ZM78 218V219H77ZM211 218H212V216H211ZM49 219V220H48ZM51 219H52V221H51ZM79 220V221H78ZM46 221V222H45ZM80 221H82V222H80ZM103 221V222H104ZM50 222H52L53 224H51ZM79 223V224H78ZM41 225V226H40ZM23 226V227H22ZM14 227V228H13ZM42 227V228H43ZM13 229V230H12ZM8 231H10L9 233H8ZM11 231H12V233H11ZM86 231L87 232H90V234L88 235L87 233H86ZM80 232V233H81ZM83 233H81V234H83ZM83 234V235H84ZM4 235V236H3ZM9 235V236H8ZM175 236H177V235H175ZM224 236V235H223ZM223 236H222V244H224V246H226L227 247V249L228 250H230L231 252H233V253H235V254H237V256H241V253L238 251L239 249H240V247L239 246H235L234 247V245H232V244H230L227 240H225L224 238H223ZM3 237H4V239H3ZM87 238H89V239H87ZM1 239H2V241H1ZM85 239H87V240H85ZM183 239H185V238H183ZM81 243V242H80ZM85 243V242H84ZM84 243H82L81 245H82V247H84V250H85V252H87L88 250H89V247H87V244L85 245ZM87 243V242H86ZM91 245V244H90ZM124 247V246H123ZM230 248V249H229ZM88 249V250H87ZM87 250V251H86ZM241 251V250H240ZM201 252V255L205 258V260H206V262L208 263V264H216V263H218V264H220L219 262H217L216 260H214L213 259V257H212V255H210L209 253H204V252H202V251H200ZM237 252H239V253H237ZM88 253V252H87ZM113 255H119L120 256V253L118 252V251H114V253H113ZM90 256H92L91 257V259H93V261L92 262H96V263H98L99 262V260L101 259L102 261H103V263L104 264H110L109 262L108 263H105V261H104V259L103 258H101V257H99L97 254H93V255H90ZM94 257V258H93ZM162 258H165V259H167L166 257H165V254H164V256H162ZM88 259H90V257L89 258H87L86 260H88ZM113 259V262L114 263H119L120 262V258H118V256L117 257H113L112 258ZM120 259V260H119ZM184 260H186V259H184ZM184 260H181L180 261V264H181V262H182V264L184 263ZM138 261H139V259H138ZM263 261V262H262ZM260 263L261 264H264V260H262ZM90 263V264H96V263ZM84 264L86 263V264H89V262H87V261H84L83 262ZM131 263H132V261H131ZM166 263V260H165V262H164V264ZM190 264L192 263V262H189ZM224 263V262H223ZM222 262H221V264H223ZM113 264V263H112ZM136 264H139V262H136ZM192 264H194V263H192ZM224 264H226V263H224ZM228 264V263H227ZM248 264H249V262H248Z\"/></svg>",
  "mask_w": 264,
  "mask_h": 264
},
{
  "label": "snow or ice",
  "instance_id": "obj_3",
  "mask_svg": "<svg viewBox=\"0 0 264 264\" xmlns=\"http://www.w3.org/2000/svg\"><path fill=\"white\" fill-rule=\"evenodd\" d=\"M224 171L221 173L230 182H234L241 196L245 194L247 167L246 160L239 155L231 156L227 160L221 162ZM258 188L256 191L260 194L261 201L264 202V163L259 167L257 173Z\"/></svg>",
  "mask_w": 264,
  "mask_h": 264
}]
</instances>
